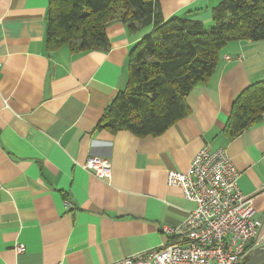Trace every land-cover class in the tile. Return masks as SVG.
I'll return each mask as SVG.
<instances>
[{"label": "crops", "instance_id": "obj_1", "mask_svg": "<svg viewBox=\"0 0 264 264\" xmlns=\"http://www.w3.org/2000/svg\"><path fill=\"white\" fill-rule=\"evenodd\" d=\"M223 0H160L164 19L214 25ZM50 0H0V264H117L158 249L195 208L169 171H189L198 152L225 148L240 171L264 234V118L230 141L236 97L264 80V40L233 42L215 75L189 96L192 113L159 137L98 128L126 87L131 48L153 26L107 28L109 51L47 46ZM229 58V59H228ZM106 159L111 180L84 166ZM18 247L25 252L17 253Z\"/></svg>", "mask_w": 264, "mask_h": 264}, {"label": "trees", "instance_id": "obj_2", "mask_svg": "<svg viewBox=\"0 0 264 264\" xmlns=\"http://www.w3.org/2000/svg\"><path fill=\"white\" fill-rule=\"evenodd\" d=\"M160 0H50L47 46L53 52L109 51L108 26L125 23L153 30L129 54V77L98 128L136 138L159 137L192 113L190 94L215 75L223 50L233 42L264 40V0H223L212 9L214 25L183 17L164 19ZM264 118V80L235 99L225 129L233 141ZM249 257L246 263L250 261Z\"/></svg>", "mask_w": 264, "mask_h": 264}, {"label": "built area", "instance_id": "obj_3", "mask_svg": "<svg viewBox=\"0 0 264 264\" xmlns=\"http://www.w3.org/2000/svg\"><path fill=\"white\" fill-rule=\"evenodd\" d=\"M84 168L98 179L112 178L106 159L91 157ZM240 176L225 148L208 146L198 152L189 171H169L167 186L181 189L195 208L179 227L165 229L170 242L117 264H246L252 251L264 246V234L252 199L240 190Z\"/></svg>", "mask_w": 264, "mask_h": 264}, {"label": "water", "instance_id": "obj_4", "mask_svg": "<svg viewBox=\"0 0 264 264\" xmlns=\"http://www.w3.org/2000/svg\"><path fill=\"white\" fill-rule=\"evenodd\" d=\"M250 257L246 264H264V246L254 249Z\"/></svg>", "mask_w": 264, "mask_h": 264}]
</instances>
